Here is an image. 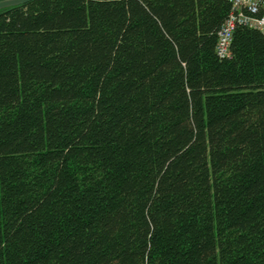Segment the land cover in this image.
<instances>
[{
  "label": "trees",
  "instance_id": "16d2710c",
  "mask_svg": "<svg viewBox=\"0 0 264 264\" xmlns=\"http://www.w3.org/2000/svg\"><path fill=\"white\" fill-rule=\"evenodd\" d=\"M230 11L0 9V264H264V34L220 58Z\"/></svg>",
  "mask_w": 264,
  "mask_h": 264
},
{
  "label": "built area",
  "instance_id": "2783aa9c",
  "mask_svg": "<svg viewBox=\"0 0 264 264\" xmlns=\"http://www.w3.org/2000/svg\"><path fill=\"white\" fill-rule=\"evenodd\" d=\"M231 11L218 31L216 53L220 58L229 57L236 28L245 26L264 34V0H227Z\"/></svg>",
  "mask_w": 264,
  "mask_h": 264
},
{
  "label": "water",
  "instance_id": "95a60500",
  "mask_svg": "<svg viewBox=\"0 0 264 264\" xmlns=\"http://www.w3.org/2000/svg\"><path fill=\"white\" fill-rule=\"evenodd\" d=\"M32 0H1L0 1V9L25 4L27 2H30Z\"/></svg>",
  "mask_w": 264,
  "mask_h": 264
}]
</instances>
